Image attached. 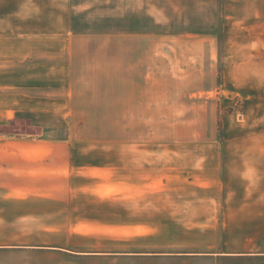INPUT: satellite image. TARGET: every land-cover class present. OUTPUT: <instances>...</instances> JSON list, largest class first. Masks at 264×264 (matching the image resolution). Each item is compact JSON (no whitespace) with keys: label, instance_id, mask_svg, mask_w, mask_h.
I'll use <instances>...</instances> for the list:
<instances>
[{"label":"rangeland","instance_id":"obj_1","mask_svg":"<svg viewBox=\"0 0 264 264\" xmlns=\"http://www.w3.org/2000/svg\"><path fill=\"white\" fill-rule=\"evenodd\" d=\"M75 26L93 33L85 60L109 65L83 87L90 136L121 162L99 190L110 220L65 241L121 256L0 264H214L197 258L214 241L199 217L222 203L223 143L264 141V0H96ZM153 253L178 256H131Z\"/></svg>","mask_w":264,"mask_h":264},{"label":"crops","instance_id":"obj_2","mask_svg":"<svg viewBox=\"0 0 264 264\" xmlns=\"http://www.w3.org/2000/svg\"><path fill=\"white\" fill-rule=\"evenodd\" d=\"M95 1L0 0V255L121 256L65 241L110 220L109 194L99 190L121 162L111 158L117 143L94 141L88 125L94 97L83 87L101 81L109 65L85 60L93 33L75 22L79 6ZM223 144L222 203L199 217L214 241L197 258L264 264V141Z\"/></svg>","mask_w":264,"mask_h":264}]
</instances>
